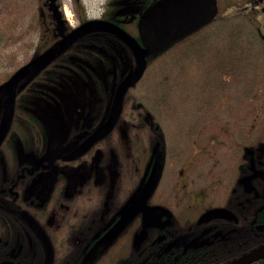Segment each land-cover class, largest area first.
Wrapping results in <instances>:
<instances>
[{"label": "flooded vegetation", "instance_id": "af4514ba", "mask_svg": "<svg viewBox=\"0 0 264 264\" xmlns=\"http://www.w3.org/2000/svg\"><path fill=\"white\" fill-rule=\"evenodd\" d=\"M93 86L81 100L52 102L48 94L16 99V88L12 120L0 139V264H157L164 256L193 259L213 245L231 249L255 245L251 250L264 245V191L257 187L248 203L243 188L248 171L264 185V117L259 111L264 99L248 130L243 107L237 121L214 130V105L207 99L194 105L187 133L180 126L175 131L162 114L163 105L157 106L159 114L154 116L133 108L134 114L120 115L108 134L70 159L111 111L117 86L110 98H101L99 86ZM140 101L147 105L146 100ZM130 102L123 100V104ZM2 113L0 99V123ZM154 129H159L156 136ZM246 134L253 138L251 146H245ZM214 143L219 144L216 155ZM235 166L240 184L238 212L243 219L236 239L225 229L238 222V215L226 205L228 173ZM214 168L224 177L219 197L212 202L207 194ZM149 183L153 191L147 205L168 210L169 223L146 228L136 243L143 226L138 213L113 241L106 242L104 237ZM211 209L229 210L237 221L213 219L198 224L200 216ZM166 220L162 216L160 224ZM245 225L249 226L247 234ZM179 238L183 240L179 245L169 247ZM192 240H196L195 247L185 248ZM228 240L233 243L227 245ZM240 255L224 263L218 259L204 262L227 264Z\"/></svg>", "mask_w": 264, "mask_h": 264}, {"label": "trees", "instance_id": "16d2710c", "mask_svg": "<svg viewBox=\"0 0 264 264\" xmlns=\"http://www.w3.org/2000/svg\"><path fill=\"white\" fill-rule=\"evenodd\" d=\"M155 1L156 0H106L101 18L118 25L143 45L138 36L137 21L143 10ZM215 1L218 6V12L210 23L184 36L180 40L171 43L165 51L151 53L147 56L145 72L140 81L149 68H151L155 60L177 49V52L181 55L192 52V54L196 56V58H194L195 61L199 63V65L204 64L201 87L207 91L208 99H217V92L220 91L221 88L225 86L228 88L234 85V83H238L240 80H242L247 87H252L255 84L256 89H261L260 91L264 94V38L258 31L261 29L260 26L254 24L256 16L260 11L258 8H255V6L258 5L257 3L260 0H247V3H250V10L246 11L244 14H239V12L246 8L231 7L235 4L232 2L227 3L226 7L229 6L232 10H236L235 12H231L232 17L222 15L221 4H219L217 0ZM48 3H50V6H48ZM43 5H45L46 10L43 11V15L39 13L36 19L38 46L31 58L52 46L61 36L67 34L72 29L63 17L62 4L60 1L44 0ZM245 6L247 7V5ZM73 10L79 23L86 21L85 10L80 0H73ZM237 18H242L243 20L238 21L239 19ZM214 23H218L217 34H222L223 37L218 36V38L211 39L213 35L209 29ZM260 31L263 33L262 30ZM220 37L221 40L217 42ZM259 66L260 69L257 70L256 67ZM100 67L104 69V74L100 72ZM134 67L135 64L131 51L116 36L102 32L91 33L78 40L45 69L37 71L22 80L16 90V99H35L38 96L46 98L45 92H47L49 88H59L62 83L61 81L69 74H75L83 78L84 68L92 73L93 79L91 80L99 86L101 98H110L115 86L127 74L131 73ZM2 82H0V84ZM163 98L165 99V96ZM126 100H131V102L123 104L121 116L129 113L134 114L133 108H140L139 114H146L148 116L157 115L153 107L145 105L144 103L142 104L140 101L141 97L132 92H128L125 95L124 101ZM163 107L166 109L168 105L165 104ZM129 109H131V111H129ZM158 131L159 129L153 130L155 136L158 134ZM252 139L251 135L247 136L246 134L245 146H251L252 143L250 142ZM234 142V146L236 147V138H234ZM247 173L245 178L249 180L245 182L243 188L245 195L248 196L247 202L249 203L257 187L264 191V185L263 182L258 179V176L256 178L253 177L251 171ZM228 176L230 179V187L227 191L226 205L231 207L235 214L238 215L237 223L241 225L243 219L239 217L238 212V192L240 184L236 166L233 170L231 169ZM254 180L259 185H255L253 182ZM244 232L245 234L249 232V226H244ZM237 237L238 232L234 233V239ZM232 243L233 242L230 240L227 241V245ZM219 246L222 245L219 244ZM252 247H255V245L246 246L244 249L224 248V246L222 248L213 245L212 250L203 253V255L196 254L193 259H191V256L183 258L164 256V259L157 264H215L205 263L204 260L215 261L216 259L224 263L235 256L250 251ZM225 253H227V255L223 257ZM153 258L156 259L157 256ZM252 264H264V258Z\"/></svg>", "mask_w": 264, "mask_h": 264}, {"label": "rangeland", "instance_id": "374dc122", "mask_svg": "<svg viewBox=\"0 0 264 264\" xmlns=\"http://www.w3.org/2000/svg\"><path fill=\"white\" fill-rule=\"evenodd\" d=\"M43 1L44 0H0V82L5 80L19 66L27 62L36 50L38 46L36 19L39 13L46 10ZM58 1L62 4L63 17L67 24L71 27L77 26L79 21L73 10V0ZM217 1L221 4L222 15L231 16V12L236 11L235 9L232 10L231 7L246 8L240 11L239 14H244L246 11L250 10V3H247V0ZM80 2L85 10L86 17L88 19H95L100 18L102 15L106 0H80ZM230 2L235 5L226 7V4ZM257 4L255 8H258L260 11L256 16L254 24H258L263 30L264 0L258 1ZM245 5H247V7H245ZM64 9L66 10L67 17ZM241 20L243 19L240 18L238 21ZM217 25L218 23H214L209 29L213 35L211 39L218 38V36L223 37L222 34H217ZM258 31L261 33L262 37H264V34L260 30ZM220 40L221 37L217 42ZM184 54H179L176 49L155 60L143 79L132 88L131 91L135 95L141 97V99L146 100L147 105L153 107L155 114H159L157 106L167 104L168 107L166 109L161 107L163 109L162 114L167 117L166 119L171 125L175 126V131H177L178 126H180L181 131L186 132V130L189 129L191 121L190 116L194 114V105L199 100L210 99L207 98V91L201 87L204 64L199 65V63L195 61L194 58H196V56L193 55L192 52ZM100 72L104 74V69L102 67H100ZM83 73V78L75 74H69L61 81L62 83L59 88L55 87L49 89L46 93V95L48 94L49 96V100H51V102L53 100L65 99L76 101L86 98V95L89 94L88 91L93 90V84L95 83L91 80L93 78L90 71L84 68ZM260 90L261 89H256L255 84L252 87H247L242 80L238 83H234V85L228 88L227 86L221 88L220 91L217 92V99L210 100V104L214 105L211 112L215 115V119H211L213 129L221 131L226 124L230 125L232 121H237L238 115L241 113V107H243L245 129L248 130V123H250L254 111L264 99V95ZM164 96L165 99L163 98ZM70 104L72 103H65V105ZM222 104H225V107H222ZM227 109H229V112H226ZM259 111L261 116L264 117V106H262ZM167 130L171 131V126ZM232 130L235 131V126ZM233 131L231 132L234 134ZM222 141L224 143L223 139ZM218 147V143L213 144V155L218 153ZM220 173L221 171L219 168H214L210 176L213 180L210 184L207 196L212 202L216 201L219 197V195L216 196V194L218 189L221 188V186L219 187L220 181H222L220 178L224 177L221 176ZM216 179L219 180V184L215 183ZM213 184L214 188L211 190Z\"/></svg>", "mask_w": 264, "mask_h": 264}, {"label": "water", "instance_id": "95a60500", "mask_svg": "<svg viewBox=\"0 0 264 264\" xmlns=\"http://www.w3.org/2000/svg\"><path fill=\"white\" fill-rule=\"evenodd\" d=\"M216 14L217 4L215 0H157L145 9L138 19L137 27L139 38L144 47L134 37L110 21L90 19L81 23L69 33L62 36L51 47L21 65L0 85V99L3 105L0 139L5 135L11 123L15 90L20 81L46 68L82 37L90 33L106 32L115 35L129 47L133 54L135 69L126 75L117 85L108 119L70 159L79 156L94 141L101 139L111 131L120 116L126 92L140 80L144 73L146 57L151 53H159L166 50L172 42L199 30L211 22ZM152 191L153 183L145 186L138 195L137 200L124 212L120 220L104 237L106 242L113 241L138 213L142 214L143 226L141 233L135 238L136 243L140 241L141 235L146 233V228L163 227L169 223L170 212L168 210L160 206L147 205L146 201ZM162 216L167 217L164 224H160ZM213 219L237 221L235 215L229 210L211 209L200 216L198 224L206 223ZM182 241L180 238L176 239L169 244V247L179 245ZM195 241L192 240L186 244L185 248L195 247ZM263 257L264 245L227 264H248ZM50 259L51 251L49 248L47 261L49 262Z\"/></svg>", "mask_w": 264, "mask_h": 264}, {"label": "bare ground", "instance_id": "6f19581e", "mask_svg": "<svg viewBox=\"0 0 264 264\" xmlns=\"http://www.w3.org/2000/svg\"><path fill=\"white\" fill-rule=\"evenodd\" d=\"M210 104V103H209ZM210 105H212V104H210ZM226 229V232H229L230 234L231 233H237V232H239V230H240V225L238 224V223H231V224H228V226L225 228ZM263 246V245H262ZM261 247V246H260ZM256 248H259V247H256ZM256 248H254L253 250H255ZM253 250H251V251H253ZM251 251H249V252H251ZM249 252H247V253H249ZM247 253H245V254H247ZM245 254H242V255H240L239 257H241V256H243V255H245ZM238 257V258H239ZM264 258V257H263ZM263 258H260V259H263ZM260 259H258V260H260ZM258 260H256V261H258ZM256 261H253V262H249L248 264H252V263H254V262H256Z\"/></svg>", "mask_w": 264, "mask_h": 264}]
</instances>
